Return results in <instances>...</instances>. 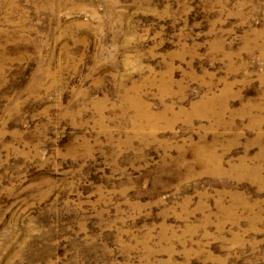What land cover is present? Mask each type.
<instances>
[{
  "label": "rangeland",
  "instance_id": "374dc122",
  "mask_svg": "<svg viewBox=\"0 0 264 264\" xmlns=\"http://www.w3.org/2000/svg\"><path fill=\"white\" fill-rule=\"evenodd\" d=\"M0 264H264V0H0Z\"/></svg>",
  "mask_w": 264,
  "mask_h": 264
},
{
  "label": "bare ground",
  "instance_id": "6f19581e",
  "mask_svg": "<svg viewBox=\"0 0 264 264\" xmlns=\"http://www.w3.org/2000/svg\"><path fill=\"white\" fill-rule=\"evenodd\" d=\"M153 116V115H152Z\"/></svg>",
  "mask_w": 264,
  "mask_h": 264
}]
</instances>
